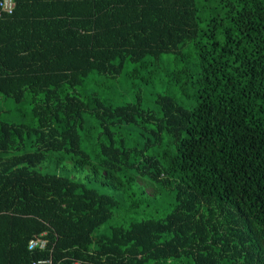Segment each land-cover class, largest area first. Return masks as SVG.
I'll use <instances>...</instances> for the list:
<instances>
[{"label": "trees", "instance_id": "16d2710c", "mask_svg": "<svg viewBox=\"0 0 264 264\" xmlns=\"http://www.w3.org/2000/svg\"><path fill=\"white\" fill-rule=\"evenodd\" d=\"M44 258L264 264V0L1 13L0 264Z\"/></svg>", "mask_w": 264, "mask_h": 264}, {"label": "built area", "instance_id": "2783aa9c", "mask_svg": "<svg viewBox=\"0 0 264 264\" xmlns=\"http://www.w3.org/2000/svg\"><path fill=\"white\" fill-rule=\"evenodd\" d=\"M15 7V0H1L0 2V15L1 13L11 14ZM46 244L45 241L39 238L32 239L28 243V250L39 249L43 250ZM32 264H53L51 258H44L35 260Z\"/></svg>", "mask_w": 264, "mask_h": 264}]
</instances>
